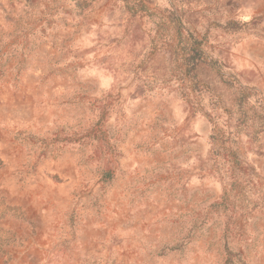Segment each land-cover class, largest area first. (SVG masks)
<instances>
[{"label":"rangeland","instance_id":"1","mask_svg":"<svg viewBox=\"0 0 264 264\" xmlns=\"http://www.w3.org/2000/svg\"><path fill=\"white\" fill-rule=\"evenodd\" d=\"M0 264H264V0H0Z\"/></svg>","mask_w":264,"mask_h":264}]
</instances>
